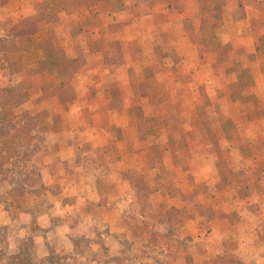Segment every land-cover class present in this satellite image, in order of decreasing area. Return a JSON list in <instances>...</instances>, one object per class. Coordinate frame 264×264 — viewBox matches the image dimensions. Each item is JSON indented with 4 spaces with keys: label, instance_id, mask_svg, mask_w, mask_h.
Listing matches in <instances>:
<instances>
[{
    "label": "rangeland",
    "instance_id": "1",
    "mask_svg": "<svg viewBox=\"0 0 264 264\" xmlns=\"http://www.w3.org/2000/svg\"><path fill=\"white\" fill-rule=\"evenodd\" d=\"M104 1L108 0L76 6L74 0H0V69L11 74L7 84L4 80L5 85L0 84V147L4 149L0 151V205L9 214L0 220V264H213L214 260L231 264L232 259L250 264L242 259V251L234 249L236 242L218 245L212 242L215 238L206 236L211 231L212 210L228 211V186L234 173L252 165L257 153L258 167H264V14L254 11L253 0H216V4L190 0L187 6L192 10L184 11L186 22L178 15L183 8H177L171 17L180 20L175 18L165 30L153 31L154 40L146 29L141 32L140 42H151V46H136L138 62L128 71V80L138 91L135 97L141 96V117L131 107L123 114L119 110L123 116L119 120L126 121L122 126L113 118L109 122L102 118V184L125 177L136 193V208L115 207L116 198L110 194L119 218L110 220L109 213V224L94 221L91 229V221L80 222L76 212L70 223L87 226L96 236H76L68 243L58 239L66 228V217L58 215L62 211L53 212L46 197L44 204H35L40 178L33 159L50 143L48 136L88 133L81 126L82 119L74 121L66 113L69 107L73 117L80 112L72 105L77 98L83 102V97L73 88L82 85L84 75L79 73L73 82L80 68L71 74L68 71L85 58L86 47L77 44L81 42L78 30H57V26L96 23V16L90 19L85 8L67 13ZM122 2L112 5L117 10ZM213 7L221 13L217 28L200 29L202 18ZM116 12L107 14L108 19L117 21L121 12ZM27 16L37 19V29L19 35L11 28ZM242 18L249 24L246 29L238 26ZM100 33L106 36L105 31ZM111 50L116 52L117 63H124L122 46ZM70 56L75 61L66 63L64 70L60 63ZM114 80H118V85L112 83L114 89L122 85L126 89L120 75ZM129 94L113 90L111 97L116 105L134 106L136 100ZM68 116L73 122L66 124ZM10 137H15L13 144H9ZM133 137L138 141L136 149L130 144ZM9 146L13 152L7 157ZM231 204L239 205L237 200ZM261 207L258 233L263 231ZM22 208L42 210L48 216L53 212L54 230L47 232L32 221L31 232L30 218L18 217ZM227 215L231 220L236 216L234 212ZM37 223L41 222L37 219ZM24 228L28 233L20 240ZM53 231L55 241L50 235ZM258 264H264V240L258 241Z\"/></svg>",
    "mask_w": 264,
    "mask_h": 264
},
{
    "label": "crops",
    "instance_id": "2",
    "mask_svg": "<svg viewBox=\"0 0 264 264\" xmlns=\"http://www.w3.org/2000/svg\"><path fill=\"white\" fill-rule=\"evenodd\" d=\"M34 1L41 3L44 0ZM189 1L123 0V5H120L121 8L117 7L118 9L116 10L113 5L114 3L116 4L117 0L116 2L115 0H108L98 2L88 8L85 6H81L82 8H71V11L67 13V15H70L74 11H80L85 8L90 11V19L96 16V23L85 25L79 22L76 24L77 28H70L68 27V23L65 22L57 26V30L73 29L74 33L78 30L79 32L78 34L76 33V36H78L81 42L77 44H83L86 47L83 53L85 55V62L80 67V71L72 76V81L75 82L74 79L78 78L79 73L84 75L82 76L84 80L82 85L73 88L75 91L79 90L81 98L83 97V102L77 98V101L72 105V108L80 109V112H76L75 117H73L69 113V107L66 113L71 118H74V121L82 119L83 125H80L84 126L88 131V133H71L68 129H65L69 133H52V135L48 136L50 143H48L45 149L42 148L39 150L33 159L34 167L40 178L39 189H35L34 194L35 199H38L35 201V204H44L43 197H46L52 203L51 210L57 214L62 211L58 215L66 217V228L62 230V235L58 237L60 242H65L66 239V242L69 243L71 242V238L76 236H96L94 231L88 229L89 227H81L80 225H72L70 223L71 220L74 221L72 218L75 217L76 212L80 215L78 219L80 222L87 223L91 221V229L95 225L94 221L109 224V219L114 220L118 217L115 208L112 206L110 194L113 195V198H116L115 207L119 205V208L122 209L127 207V205L132 208L138 206L136 193L130 182L125 180V177L120 176V181L110 182L114 183L111 185L105 186L102 184V118L107 119L106 122H109L110 118H113L115 124L122 126L126 124V121L123 122L119 118H123L122 114L125 113L124 110L128 111L131 107H140L142 109L141 96L135 97V93L138 91L135 89L134 84L128 80V71L134 69L136 62H138L136 46L138 47L140 45L139 43L144 45V47L151 46V42L148 45L140 42V34L143 32V29H146L150 33L151 39L154 40L155 33L153 31L165 30L166 25H169L176 18L171 17V15L176 13L177 8L178 10L183 8L181 14L178 15L184 16L182 21L186 22L187 19L185 16L187 15L184 11L192 10L191 7L187 6V2L189 3ZM263 2L264 0H260L259 3L258 0H253L252 3H255L256 6L252 5V8L257 14H264V5L262 7L259 5L263 4ZM181 4L183 5L181 6ZM191 5L195 6L197 3ZM246 10L247 8L244 9L245 13L247 12ZM119 11L121 13L117 21L108 19L107 14H113L115 12L118 14ZM176 19L180 20L179 18ZM230 22L235 23L236 21H232L231 19ZM237 23L239 27L240 25L244 26V29H246L245 26L249 25L248 22L247 24L243 22V18ZM261 26L264 28L263 25ZM69 30L65 32L66 36L70 35ZM102 31H105L106 36H102V33H100ZM57 44L60 45L62 42L59 41ZM113 46H118L120 49L122 46L123 54L125 55L124 63H117L119 62L118 59L113 56L116 52L111 50ZM107 51L109 52L107 53ZM71 58L73 56L67 59ZM10 75L3 68L0 69V84L5 85L1 83L3 80L7 84L10 80ZM119 75L126 89H124L123 85L119 87L124 92H129L131 98L136 100L134 106L126 105V103L119 106L120 104L116 105L112 100L111 94L113 90H121L118 86L114 89V85L112 84L113 82L117 84L118 80L115 81L114 79L119 77ZM134 81L136 80L134 79ZM138 83L144 84L143 81H139ZM120 109H122V114H120ZM111 114L113 115L111 116ZM69 116L66 117V124L73 122L70 121ZM125 117L130 121L132 120V117L129 115ZM135 132H137V139H139L140 134L138 133V129ZM137 142L136 138L133 137L130 144L136 149ZM252 158L255 159V162L250 166L239 168L234 173L233 183L228 186V189H231L227 195V199L230 196L228 211L222 209L212 210V218L210 219V223H208L211 231L208 234L209 236L206 237H210V239L215 238L214 241L211 240L218 245H223L222 242L226 241L236 242L237 248L234 247V249L242 251V259L250 264H258V241L264 240V222L262 225L263 231L258 233V205L262 206V209L264 208V167H258V153L253 155ZM147 197V204L150 206L149 195ZM102 198H106L105 203H102ZM236 200L239 203L238 207L232 206L231 204V202ZM3 205H0V220H2L5 214L9 215L8 211L3 208ZM39 206L41 205L37 207ZM60 208L63 209L60 210ZM53 212L49 213L48 216L47 212L43 213L42 210L22 208L18 210V217L22 218L25 216L28 220L30 218V223L28 224L30 231L32 225H34L32 221H36L40 229L48 232L54 230L53 219L56 217H53ZM231 212L236 214L234 220H231L232 218L227 215ZM262 212L264 213V211ZM109 213L110 218L108 219L106 216ZM119 214L123 213L119 212ZM201 214V219H203V211ZM60 216H58V219ZM37 219L41 222L40 225L37 223ZM259 221L261 223V220ZM23 230L24 232L18 236L20 240L25 238L28 233V228H24ZM56 231L50 232L54 241ZM203 233L200 234L201 237L204 236ZM116 234L120 235L119 233ZM38 238L39 236L36 237L37 242Z\"/></svg>",
    "mask_w": 264,
    "mask_h": 264
},
{
    "label": "trees",
    "instance_id": "3",
    "mask_svg": "<svg viewBox=\"0 0 264 264\" xmlns=\"http://www.w3.org/2000/svg\"><path fill=\"white\" fill-rule=\"evenodd\" d=\"M96 0H74V4L76 6L78 5H90L92 3H94ZM212 3L216 4V0H211ZM215 7H213L212 9L209 10V15H207L206 17L202 18L201 22H200V29L202 30H209V31H213L214 29L217 28V24L218 23V18L220 17V11L214 9ZM37 21V19L34 16H27V17H23L22 19H20L18 21V23H16V25L11 28V29H17L19 31V35H27V34H32L36 31V25L35 22ZM44 42V41H41ZM45 43V42H44ZM84 60L85 58L82 57V60L80 63H78L77 65L71 66L69 69V73H73L75 72L77 69H79L83 64H84ZM72 61H75L74 58L72 59H64L62 60V62L60 63V66H63V69L67 67L66 63H71ZM57 70H59V67H57ZM65 70V69H64ZM18 104V103H16ZM15 103H12V105H16ZM135 110H138V116L141 117V108L140 107H135ZM139 123V122H138ZM140 124V123H139ZM23 129V128H21ZM15 139V137H10V142L9 144H13L12 140ZM151 141V140H149ZM150 146L152 147V149L155 148L153 142L151 141ZM5 148V147H4ZM4 150L3 148L0 147V151ZM11 146L6 147L5 148V154L7 157L10 156V154L13 152V150L11 151ZM229 263L231 264H246L243 263L237 259H232ZM213 264H220L217 263L215 260L213 261ZM225 264H228L225 263Z\"/></svg>",
    "mask_w": 264,
    "mask_h": 264
}]
</instances>
